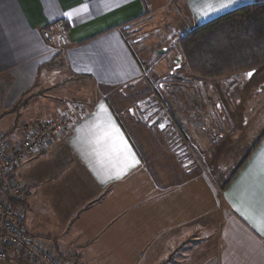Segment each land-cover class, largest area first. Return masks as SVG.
Wrapping results in <instances>:
<instances>
[{"label":"crops","instance_id":"0c3cea01","mask_svg":"<svg viewBox=\"0 0 264 264\" xmlns=\"http://www.w3.org/2000/svg\"><path fill=\"white\" fill-rule=\"evenodd\" d=\"M256 1L0 0L7 147L75 104L86 109L52 147L15 170L27 191L17 205L28 234L49 240L65 264H264V136L221 177L216 142L203 143V134L215 133L213 87L188 93L191 107L164 111L158 127V116L143 122L138 110L121 114L101 92L146 80L151 58L137 49L135 31L154 16L173 10L186 33ZM60 19L68 26L65 48L45 35Z\"/></svg>","mask_w":264,"mask_h":264},{"label":"rangeland","instance_id":"374dc122","mask_svg":"<svg viewBox=\"0 0 264 264\" xmlns=\"http://www.w3.org/2000/svg\"><path fill=\"white\" fill-rule=\"evenodd\" d=\"M181 18L176 12L170 10L154 16L146 21V24L144 23V27H139L135 31V38L139 39L137 49L143 54V59L151 58V62L148 63V68L151 69H148L146 80L131 86L102 88L101 92L106 94L113 108L121 114L126 115L125 112L128 109L135 112L138 110L139 117H135L137 119L141 117L143 122L149 121L153 115L158 116L155 122V126L158 127L165 115L164 111L168 112L176 108L177 104L182 108L191 107L189 105L191 101L185 102V96L188 93L198 94L202 91L210 93L209 89L213 87V93L218 95L216 102L211 106L212 118L216 119L213 123L215 133L203 134V143L209 145L211 142H216L211 146V152L215 154V162L218 163L216 172L222 177L233 172L236 168L234 164L244 159L264 133V82L258 85L259 80H252L251 86L243 89L245 86V80L241 75L243 72L212 80H201L190 72L184 59H182L181 67L172 74L174 60L180 54V45L171 53L170 49L164 52L159 51L168 46L173 48L175 39H180L181 34L185 33L187 24ZM134 26L138 27L137 24ZM168 35H170L169 39ZM262 69L264 67L260 68ZM166 81L169 84H165L162 88L161 84ZM201 81H203L202 85L199 83ZM168 86L170 88L166 90ZM176 92L178 97L175 95ZM168 98L173 100L170 101ZM179 99L182 102H178ZM201 105L203 109H208L203 114L210 116L207 102L203 101ZM171 125L173 123L167 126L166 130L173 133V129H170ZM171 140L175 144L176 139Z\"/></svg>","mask_w":264,"mask_h":264},{"label":"built area","instance_id":"2783aa9c","mask_svg":"<svg viewBox=\"0 0 264 264\" xmlns=\"http://www.w3.org/2000/svg\"><path fill=\"white\" fill-rule=\"evenodd\" d=\"M48 40L60 48L69 45L68 26L62 19L49 25ZM86 115L79 104L61 112L25 132L14 149H9L0 133V264H65L49 240L32 236L24 229L25 215L19 205L26 198V188L16 177V168L31 156L52 147L57 135Z\"/></svg>","mask_w":264,"mask_h":264},{"label":"trees","instance_id":"16d2710c","mask_svg":"<svg viewBox=\"0 0 264 264\" xmlns=\"http://www.w3.org/2000/svg\"><path fill=\"white\" fill-rule=\"evenodd\" d=\"M179 45L188 69L201 80L263 68L264 0L194 27L180 38ZM19 263L30 264L22 258Z\"/></svg>","mask_w":264,"mask_h":264},{"label":"flooded vegetation","instance_id":"af4514ba","mask_svg":"<svg viewBox=\"0 0 264 264\" xmlns=\"http://www.w3.org/2000/svg\"><path fill=\"white\" fill-rule=\"evenodd\" d=\"M264 71V69L260 70V69H257V71L251 76V78L248 79L247 75L245 74V72H243L241 75H242V78L243 80H245V86L243 89H247L249 88V85L252 84V80H259L258 82V85L259 84H262V82H264V75H262V72ZM253 78V79H252ZM247 80H251L250 82L247 81ZM251 86V85H250ZM247 87V88H246ZM264 134V133H263Z\"/></svg>","mask_w":264,"mask_h":264},{"label":"water","instance_id":"95a60500","mask_svg":"<svg viewBox=\"0 0 264 264\" xmlns=\"http://www.w3.org/2000/svg\"><path fill=\"white\" fill-rule=\"evenodd\" d=\"M168 48H163L161 51L159 52H164L166 51ZM183 59V55L180 53L177 55V57L175 58L174 62H175V66L174 69L172 70V74L174 73L175 70H178L181 67V62ZM257 71V69H251L249 71H245V74L247 75V77L252 76L255 72ZM249 73H251V75H249Z\"/></svg>","mask_w":264,"mask_h":264},{"label":"snow or ice","instance_id":"6c2138e0","mask_svg":"<svg viewBox=\"0 0 264 264\" xmlns=\"http://www.w3.org/2000/svg\"><path fill=\"white\" fill-rule=\"evenodd\" d=\"M231 2H233V0H229V3H231ZM225 6H227L226 4H222L221 5V7H225ZM249 75H251V73H249ZM122 151L123 152H128L129 150H128V148H127V144H126V142H124V144H123V149H122ZM262 223H264V221H262Z\"/></svg>","mask_w":264,"mask_h":264}]
</instances>
